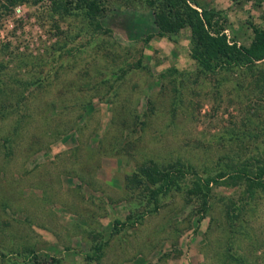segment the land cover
Listing matches in <instances>:
<instances>
[{"label": "rangeland", "instance_id": "rangeland-1", "mask_svg": "<svg viewBox=\"0 0 264 264\" xmlns=\"http://www.w3.org/2000/svg\"><path fill=\"white\" fill-rule=\"evenodd\" d=\"M190 1L241 45L264 29V0ZM88 2L0 0V264H264V192L226 178L203 212L195 176L158 206L134 179L264 162V62L205 75L147 0Z\"/></svg>", "mask_w": 264, "mask_h": 264}, {"label": "trees", "instance_id": "trees-1", "mask_svg": "<svg viewBox=\"0 0 264 264\" xmlns=\"http://www.w3.org/2000/svg\"><path fill=\"white\" fill-rule=\"evenodd\" d=\"M149 6L155 8L156 22L159 28L160 38H172L183 30L191 33V58L197 63L201 73L209 76L227 74L234 69L244 67L253 70L259 62H264V29L252 25L254 38L249 46L239 44L235 39L230 38L226 33L224 21L217 17L214 12L202 11L192 7L190 0H147ZM10 8H15L26 0H7ZM101 0H91L87 3V8L91 16H97ZM8 8V7H6ZM258 81H264V72L254 74ZM22 86L25 84L21 83ZM0 84V97L7 94L2 90ZM20 103V99L18 100ZM0 104V114H5L7 106ZM142 167L139 174L134 176L135 181L147 185L151 189V201L158 206L161 198L169 194L172 190L187 188L188 176H195L188 193L201 200L203 212L210 209L211 194L213 186L218 185L221 180L230 178L231 180H242L246 185L248 196L264 192V162L256 157L244 161L241 165H228L219 171L215 176L200 178L199 172L191 165L178 161L161 169L155 162L153 165ZM207 174V173H206ZM198 177V179H196ZM240 178V179H239ZM249 203V202H247ZM143 216V215H142ZM101 251V248H97ZM33 260H38L34 256Z\"/></svg>", "mask_w": 264, "mask_h": 264}, {"label": "built area", "instance_id": "built-area-1", "mask_svg": "<svg viewBox=\"0 0 264 264\" xmlns=\"http://www.w3.org/2000/svg\"><path fill=\"white\" fill-rule=\"evenodd\" d=\"M18 11H20V9Z\"/></svg>", "mask_w": 264, "mask_h": 264}]
</instances>
